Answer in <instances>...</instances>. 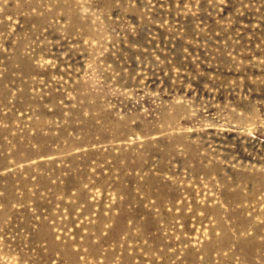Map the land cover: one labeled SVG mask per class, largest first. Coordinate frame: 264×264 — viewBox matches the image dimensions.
Instances as JSON below:
<instances>
[{"label":"rangeland","instance_id":"374dc122","mask_svg":"<svg viewBox=\"0 0 264 264\" xmlns=\"http://www.w3.org/2000/svg\"><path fill=\"white\" fill-rule=\"evenodd\" d=\"M0 264H264V0H0Z\"/></svg>","mask_w":264,"mask_h":264}]
</instances>
